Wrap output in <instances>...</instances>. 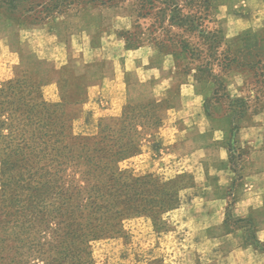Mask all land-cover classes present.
<instances>
[{"label": "rangeland", "instance_id": "obj_1", "mask_svg": "<svg viewBox=\"0 0 264 264\" xmlns=\"http://www.w3.org/2000/svg\"><path fill=\"white\" fill-rule=\"evenodd\" d=\"M258 5L259 0H121L111 7L88 5L82 14H76L82 9L74 5L67 14L50 18L34 30L19 29L25 52L56 73L54 80L43 83L44 93L51 101L71 103L68 110L73 113L74 135L96 136L102 120H117L122 115L124 108H108L104 98L97 113L88 92V83L106 72L108 63L112 66L110 59L118 53L116 40H122L126 47L128 41L130 48L150 49L152 62L167 59L181 80L195 82L204 97L206 114L227 130L237 161L243 153L232 146V138L239 116L243 111H264V22L258 21L262 17L257 14ZM36 37L37 43H29ZM0 46L5 49L0 48L1 85L13 77L22 55L9 54L7 41ZM61 71L66 73V88L58 85ZM75 73L82 76L77 82ZM169 101V95L160 96L157 103ZM157 107L154 114L163 119ZM146 123L131 121L127 140L140 141L141 149L126 160L121 150L111 156L115 177L123 171L136 177L154 175L162 182L177 180L187 187L177 190L176 204L165 214L166 231L155 233L146 219L128 220L122 226L126 237L93 245L94 260L96 264H204L208 258L197 248L198 236L181 224L189 215L196 187L172 157L177 154L173 146L182 137L174 123L163 120L158 127Z\"/></svg>", "mask_w": 264, "mask_h": 264}, {"label": "trees", "instance_id": "obj_2", "mask_svg": "<svg viewBox=\"0 0 264 264\" xmlns=\"http://www.w3.org/2000/svg\"><path fill=\"white\" fill-rule=\"evenodd\" d=\"M117 1L0 0V24L39 26L74 5L82 14L88 5L111 7ZM126 42L127 49L139 47ZM36 66L45 68L38 61ZM49 80L19 65L0 85V264H96L93 245L126 237L122 226L128 220L146 219L155 233L166 231L165 214L176 204L177 190L187 186L124 171L115 177L111 159L118 150L122 160L138 155L141 142L126 137L131 121L158 127L163 119L154 106L162 115L164 105L128 104L117 120H102L96 136L81 137L72 133L71 103L45 96L43 83ZM58 82L68 87L65 71ZM241 114L239 119L247 112Z\"/></svg>", "mask_w": 264, "mask_h": 264}, {"label": "crops", "instance_id": "obj_3", "mask_svg": "<svg viewBox=\"0 0 264 264\" xmlns=\"http://www.w3.org/2000/svg\"><path fill=\"white\" fill-rule=\"evenodd\" d=\"M258 6L257 14L262 16L258 21L264 22V0ZM2 41H7L9 54L21 52L23 69L38 70L46 81L55 78L52 69H39L38 60L25 52L19 28L0 24ZM37 42L38 37L29 41ZM116 45L112 66L108 63L107 71L88 83L90 105L98 113L101 98L108 108L122 109L169 95L161 112L163 120L174 123L182 137L173 146L177 154L172 157L196 184L182 226L198 236L197 248L208 258L204 264H264V250L256 246L264 245V111L251 110L239 120L232 146L243 155L236 161L227 130L206 114L204 97L194 81L181 80L167 59L152 62L148 48L127 49L122 40H116ZM88 50L93 52L90 44Z\"/></svg>", "mask_w": 264, "mask_h": 264}]
</instances>
